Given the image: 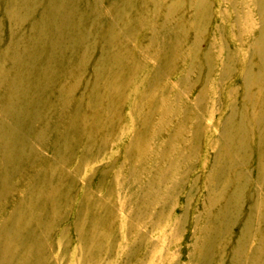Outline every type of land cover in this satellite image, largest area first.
Listing matches in <instances>:
<instances>
[{
    "label": "rangeland",
    "instance_id": "rangeland-1",
    "mask_svg": "<svg viewBox=\"0 0 264 264\" xmlns=\"http://www.w3.org/2000/svg\"><path fill=\"white\" fill-rule=\"evenodd\" d=\"M0 264H264V0H0Z\"/></svg>",
    "mask_w": 264,
    "mask_h": 264
},
{
    "label": "bare ground",
    "instance_id": "bare-ground-1",
    "mask_svg": "<svg viewBox=\"0 0 264 264\" xmlns=\"http://www.w3.org/2000/svg\"><path fill=\"white\" fill-rule=\"evenodd\" d=\"M56 6H59V3H58V5H52V8L53 9H55L56 8ZM43 33L41 32L40 33V38H39V41H37V47L36 48H34L35 50H40L42 47H43V42H44V37H43ZM51 53V52H50ZM45 54V53H44ZM260 54V53H259ZM32 61H33V59H32ZM30 68L29 70L31 71L32 70V66H30V65H27V68ZM21 83H23V82H21ZM31 101H29L28 103H26V101H22V103H21V109H20V111H21V113H26V112H23L24 110H27V107H26V105L28 104L29 105V103H30ZM20 113V114H21ZM245 130V129H244ZM245 179H247V178H245ZM234 199V198H233ZM233 204V203H232ZM242 206V205H241ZM241 206H240V208H241ZM256 208V207H255ZM250 217V216H249ZM250 219V218H249ZM261 220V219H260ZM249 221V220H248ZM229 222V221H228ZM253 223V222H252ZM250 228V227H249ZM261 236V235H260ZM254 262V261H253Z\"/></svg>",
    "mask_w": 264,
    "mask_h": 264
}]
</instances>
